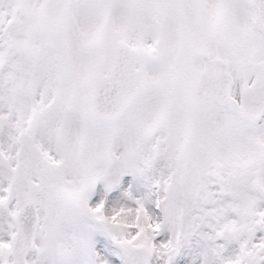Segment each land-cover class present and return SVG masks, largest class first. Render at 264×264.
I'll list each match as a JSON object with an SVG mask.
<instances>
[{"label": "snow or ice", "instance_id": "snow-or-ice-1", "mask_svg": "<svg viewBox=\"0 0 264 264\" xmlns=\"http://www.w3.org/2000/svg\"><path fill=\"white\" fill-rule=\"evenodd\" d=\"M0 264H264V0H0Z\"/></svg>", "mask_w": 264, "mask_h": 264}]
</instances>
